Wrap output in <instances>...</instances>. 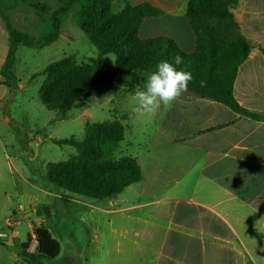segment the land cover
Listing matches in <instances>:
<instances>
[{"label": "crops", "instance_id": "crops-1", "mask_svg": "<svg viewBox=\"0 0 264 264\" xmlns=\"http://www.w3.org/2000/svg\"><path fill=\"white\" fill-rule=\"evenodd\" d=\"M128 2L148 4L161 12L143 20L142 38L168 37L184 51L194 52L196 37L187 15L190 0ZM234 15L253 45L238 69L234 96L242 107L264 115V0H240ZM8 39L0 15V227L9 229L0 230L8 235L0 238V264H23L19 245L25 242L14 224L8 225V217L26 212L23 217L32 237L28 251L33 253L37 245L34 228L45 226L38 212L43 198L54 192L25 177H13L8 148L13 113L9 105L14 91L24 90V85L19 77L15 90L2 81ZM162 108L147 114L135 110L138 150L131 156L143 177L126 188H135L133 196L121 197L124 190L100 206L101 213L116 212L117 219H126L134 227L141 225L143 238L157 228L164 229L151 264H264V120L243 116L225 104L186 91L165 107L159 128L152 133L148 129ZM22 187L31 194L25 205L13 209V191L19 195ZM178 188L181 194L174 195ZM116 204V209H109ZM137 264L148 262L141 259Z\"/></svg>", "mask_w": 264, "mask_h": 264}, {"label": "trees", "instance_id": "trees-1", "mask_svg": "<svg viewBox=\"0 0 264 264\" xmlns=\"http://www.w3.org/2000/svg\"><path fill=\"white\" fill-rule=\"evenodd\" d=\"M15 1L29 4L40 16L47 11L39 0H0V15L9 34V51L1 69L6 86L17 88L18 48L41 49L56 42L72 14L78 27L99 51L98 58L86 61H79L74 55L65 56L32 76L43 77L40 99L46 108L58 113L60 120L68 117L73 105L83 96H105L117 86L134 92L137 85L143 87L160 61L174 64L176 56H180L183 63L174 66L191 72L193 77L187 91L225 104L243 116L264 120V115L242 107L233 92L238 69L253 48L234 15L240 0H190L187 15L196 37L192 53L184 51L168 37L140 36L143 20L161 13L148 4L133 6L128 0H56L57 7L50 10L48 17L49 31L36 38L18 30L11 21L9 4ZM261 51L264 54V48ZM108 54L115 55V65L110 68L104 67L101 61V56ZM125 132L120 120L94 121L89 117L81 139L74 136L53 139L59 146L76 149L65 161L47 166V180L64 192L61 195L64 202L73 199L68 194L108 200L142 180L134 157L115 156ZM40 213L45 214L42 209ZM34 234L37 245L33 253L28 251L31 235L27 242L19 245L23 264H42L44 259L60 255L61 244L47 227H35Z\"/></svg>", "mask_w": 264, "mask_h": 264}, {"label": "rangeland", "instance_id": "rangeland-1", "mask_svg": "<svg viewBox=\"0 0 264 264\" xmlns=\"http://www.w3.org/2000/svg\"><path fill=\"white\" fill-rule=\"evenodd\" d=\"M47 11L40 16L29 4L15 1L9 4L8 15L15 27L36 38L46 34L49 29V13L57 7L56 0H39ZM74 55L79 61L98 58L97 47L88 36L78 27L73 14L68 16L62 28L60 38L49 46L41 49L20 46L16 53V75L21 79L24 90L14 91V101L10 103L13 122L11 131V146L9 151L13 162L14 180L22 177L42 188H50L54 195L43 198L38 212L41 222L45 223L54 237L61 244L60 255L54 259H44L42 264H137L141 259L153 263L159 249L164 229L157 228L155 232L143 238L142 226L129 223L126 219H117L116 212L101 213L100 206L107 200L88 199L84 196L68 194L74 201L64 202V194L47 180V166L49 163L65 161L76 153L72 146H59L53 139H64L72 136L81 139L84 135L86 120L90 117L94 121L120 120L126 129L123 140L115 152L120 158L123 155L134 156L138 145L134 132L138 130L135 116V103L129 92L121 86L113 87L105 96H83L72 107L65 119H58V113L44 106L40 99L39 89L43 77L33 75L42 71L51 62L65 56ZM104 67L115 65V55L101 56ZM159 111V117H153V123L148 129L155 133L159 128L166 106ZM143 132V128L139 129ZM142 135V133H141ZM147 146H150L149 141ZM162 190V187H154ZM135 188L125 189L121 197L133 196ZM13 191V209L25 205V198L31 194L30 189L22 187L17 195ZM59 192L60 195L56 194ZM180 195L181 191L173 193ZM77 199V200H76ZM117 204L109 206L116 209ZM24 213L8 217L14 224V230L19 232L20 240L27 242L30 232ZM16 221H19L17 224ZM135 228H139L135 230ZM142 228V229H141ZM8 231V226L0 227ZM35 249V247L33 248Z\"/></svg>", "mask_w": 264, "mask_h": 264}, {"label": "clouds", "instance_id": "clouds-1", "mask_svg": "<svg viewBox=\"0 0 264 264\" xmlns=\"http://www.w3.org/2000/svg\"><path fill=\"white\" fill-rule=\"evenodd\" d=\"M180 56L174 58V64H182ZM173 63L160 61L156 70L144 81L143 87L137 85L131 99L135 110L141 114L154 113L161 105L168 106L188 90L193 77L191 72L178 70ZM4 233L0 232V237Z\"/></svg>", "mask_w": 264, "mask_h": 264}, {"label": "built area", "instance_id": "built-area-1", "mask_svg": "<svg viewBox=\"0 0 264 264\" xmlns=\"http://www.w3.org/2000/svg\"><path fill=\"white\" fill-rule=\"evenodd\" d=\"M8 225L9 226H12L13 225V223H12V221L10 219H8ZM2 233H4V235L2 237H0V238H5V237L8 236L7 233H5V232H2Z\"/></svg>", "mask_w": 264, "mask_h": 264}, {"label": "water", "instance_id": "water-1", "mask_svg": "<svg viewBox=\"0 0 264 264\" xmlns=\"http://www.w3.org/2000/svg\"><path fill=\"white\" fill-rule=\"evenodd\" d=\"M45 213H46V216H47V217H49V216H50V214H49V212H48V210H47V209L45 210Z\"/></svg>", "mask_w": 264, "mask_h": 264}]
</instances>
